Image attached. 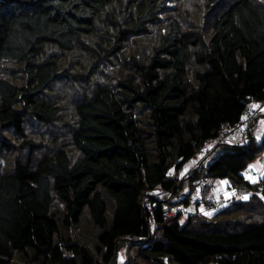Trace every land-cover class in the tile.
I'll return each mask as SVG.
<instances>
[{"label": "trees", "instance_id": "trees-1", "mask_svg": "<svg viewBox=\"0 0 264 264\" xmlns=\"http://www.w3.org/2000/svg\"><path fill=\"white\" fill-rule=\"evenodd\" d=\"M252 101L264 0H0V264H264Z\"/></svg>", "mask_w": 264, "mask_h": 264}, {"label": "built area", "instance_id": "built-area-1", "mask_svg": "<svg viewBox=\"0 0 264 264\" xmlns=\"http://www.w3.org/2000/svg\"><path fill=\"white\" fill-rule=\"evenodd\" d=\"M254 105L257 108H254ZM261 115H264V102L256 103L252 101L250 104L247 105L244 114L241 118V121L236 125H230L229 123H226L224 125L223 135L220 138H218L213 144H211L209 147H207L202 151L200 159H205L217 146L232 142L233 139L237 136H240L241 143L248 144L249 129L252 127L253 121ZM260 160L261 163L264 164V156ZM246 174L248 176L257 175L255 169H250L249 167L245 169V171L243 172L244 177H246ZM243 197H244L243 194L240 195L238 192H233L231 196H227V197L222 196L219 197L216 201L211 202L210 207L209 208L205 207V210L216 213L221 212L223 210L232 207L234 202L239 201ZM165 210H166L165 211L166 216H172L176 212V209L170 206H166Z\"/></svg>", "mask_w": 264, "mask_h": 264}, {"label": "rangeland", "instance_id": "rangeland-1", "mask_svg": "<svg viewBox=\"0 0 264 264\" xmlns=\"http://www.w3.org/2000/svg\"><path fill=\"white\" fill-rule=\"evenodd\" d=\"M61 93H62V95H69L71 92L66 93L65 91H61ZM254 108H257V107H254ZM251 133L255 139L254 140L255 146H257V147L262 146V142L264 139V118L263 117L259 118L256 121L254 127L251 130ZM248 137L250 140V134L248 135ZM257 137H259V139H257ZM232 142L240 143L241 142L240 136L235 137ZM200 155H201V152H198L193 159L188 161L184 166V171L190 170L194 165H196V163L199 161L198 158L200 157ZM218 156H219V152L217 151L213 154V156L210 159L217 158ZM263 156H264V149H263V152L258 156L257 160L252 164V166H256L254 169H255L257 175L252 176L255 182H258V180L261 178V175H260L261 171H264V168L261 167V165H264V164H262L261 160H260ZM184 174H185V172H184ZM250 181L253 182V180H250ZM214 186L216 187V190L219 193L221 192L222 194H225L227 196H231L232 193L235 192V190H232L229 188L230 187L229 181L227 179H221V180L215 179L214 180ZM238 193L240 195L242 193H244V195H246V196L249 195V193H246V192H242V193L238 192ZM198 211L199 212L202 211L205 214L207 213L206 216H208V217L214 215V213H215V212L213 213L210 211H206L205 209H198ZM187 214H188V212L185 213V215H187ZM183 221H185V220H183ZM126 252L127 251L123 249L119 253L118 264H129V262L126 261V257H127Z\"/></svg>", "mask_w": 264, "mask_h": 264}, {"label": "snow or ice", "instance_id": "snow-or-ice-1", "mask_svg": "<svg viewBox=\"0 0 264 264\" xmlns=\"http://www.w3.org/2000/svg\"><path fill=\"white\" fill-rule=\"evenodd\" d=\"M254 107H255V106H254ZM257 139H259V137H257ZM255 167H256V166H251V165L249 166L250 169H254ZM261 167L264 168V165H261ZM260 175H261L262 177H264V171H261ZM246 178L249 179V180H253V182H255L252 176H248V175L246 174ZM225 183H226V182H225ZM243 198H244V199H247V196H245V197H243ZM206 214H207V213H206Z\"/></svg>", "mask_w": 264, "mask_h": 264}, {"label": "crops", "instance_id": "crops-1", "mask_svg": "<svg viewBox=\"0 0 264 264\" xmlns=\"http://www.w3.org/2000/svg\"><path fill=\"white\" fill-rule=\"evenodd\" d=\"M254 106H255V105H254ZM188 171H189V170H186V171H184V172L187 173ZM261 178H262V176H261ZM261 178H260V179H261ZM260 179H259V180H260ZM259 180H258V181H259Z\"/></svg>", "mask_w": 264, "mask_h": 264}, {"label": "bare ground", "instance_id": "bare-ground-1", "mask_svg": "<svg viewBox=\"0 0 264 264\" xmlns=\"http://www.w3.org/2000/svg\"><path fill=\"white\" fill-rule=\"evenodd\" d=\"M230 124V123H229ZM242 195V194H241ZM244 197H245V195H244ZM244 199V198H243Z\"/></svg>", "mask_w": 264, "mask_h": 264}]
</instances>
